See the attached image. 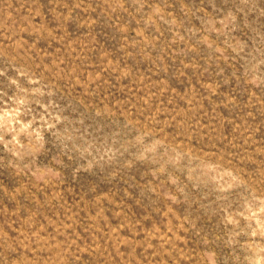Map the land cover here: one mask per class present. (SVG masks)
Masks as SVG:
<instances>
[{"label": "rangeland", "instance_id": "374dc122", "mask_svg": "<svg viewBox=\"0 0 264 264\" xmlns=\"http://www.w3.org/2000/svg\"><path fill=\"white\" fill-rule=\"evenodd\" d=\"M0 264H264V0H0Z\"/></svg>", "mask_w": 264, "mask_h": 264}]
</instances>
